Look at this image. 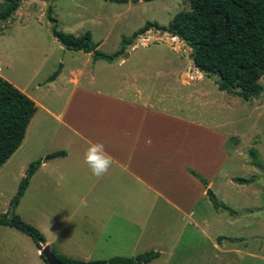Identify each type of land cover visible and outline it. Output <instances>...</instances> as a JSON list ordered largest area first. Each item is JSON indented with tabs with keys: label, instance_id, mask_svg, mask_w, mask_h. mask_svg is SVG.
I'll use <instances>...</instances> for the list:
<instances>
[{
	"label": "crops",
	"instance_id": "1",
	"mask_svg": "<svg viewBox=\"0 0 264 264\" xmlns=\"http://www.w3.org/2000/svg\"><path fill=\"white\" fill-rule=\"evenodd\" d=\"M166 34L169 40L177 38ZM140 35L135 39L144 43ZM77 51L83 55V62L67 68L61 63L51 80L49 74L41 81H35L33 74L23 84L7 80L35 105L19 146L28 135L35 141L39 158L62 152L40 163L24 191L43 176L45 181L39 185L64 190V202L85 203L89 244L118 251L115 256L131 257L154 250L158 255L149 264L161 252L171 256L178 245H183V256L188 257L186 250L196 247L192 244L194 235L217 253L213 257L223 259L238 253L234 238L239 234L235 230L240 225L252 234L251 226L243 221L252 210L248 206L239 210V205L233 204L237 202L218 194L216 185V175L234 166L223 165L232 157L224 146L231 137L187 115L190 93L175 102L167 80L168 72L173 74L174 70L151 73L152 66L143 63H151L148 53L122 51L119 57L106 61ZM188 66L189 70L178 74L182 86L204 77L192 62ZM92 143H103L113 158L102 178L93 176L84 163V153ZM231 178L225 175L220 183L227 190L238 188ZM207 188L222 205L218 209L208 200ZM52 190L40 192L43 195ZM47 243L45 240L43 245ZM126 250L132 253H120ZM239 252L251 254L245 249Z\"/></svg>",
	"mask_w": 264,
	"mask_h": 264
},
{
	"label": "rangeland",
	"instance_id": "2",
	"mask_svg": "<svg viewBox=\"0 0 264 264\" xmlns=\"http://www.w3.org/2000/svg\"><path fill=\"white\" fill-rule=\"evenodd\" d=\"M4 1L0 0V11ZM47 5H50V15L55 19L58 31L75 36L86 33L94 45L99 43L95 49L104 54L117 51L121 47V38L128 39L144 23L154 22L165 26L175 13L189 9L185 0H21L12 16L0 19V76L6 80L23 84L35 74L34 80L41 81L48 74L50 76L59 71L61 63L67 68L83 62L80 51L65 49L54 41L50 33L52 23L46 15ZM139 38L145 42L141 43L138 38L128 39L122 45L123 53L133 50L148 53L151 63H143L144 66H152L151 73L173 69V74L168 72L167 80L172 84L169 94L175 102L189 92L190 112H186L187 115L206 121L210 127H216L223 134H228V138L231 137L229 144L224 146L232 157L227 158L223 165L234 166L228 171L224 168L216 175L218 194L237 202L233 204L239 205V210L246 206L252 210L249 218L243 220L251 226L249 232L252 234H247L240 225L235 230L239 234L234 238L238 253L232 252L220 259L216 252L211 251L209 244L201 242L199 236L194 235L192 244L196 247L186 250V254H190L188 257L183 256L185 246L178 245L171 256L161 252L160 257L149 264H185L187 259V264H264V74L258 80L262 91L249 100L219 91L213 77L204 74L202 80H190L188 86H182L178 74L185 68L190 69L189 47L178 38L169 40L166 33L153 28ZM130 45H133L132 49ZM173 46L175 52H172ZM202 93L207 95L202 96ZM34 142L27 135L26 140L0 165V214L10 216V200L18 182L29 162L39 158L34 150ZM233 143L237 144L235 148L230 145ZM228 174L233 177L232 181L234 178L248 181H234L238 188L227 190L220 183L223 176ZM44 178L41 176L38 182L27 186L13 213L38 229L55 254L83 261L108 259L115 256L114 253L119 254L118 251L104 250L101 245L89 244L86 204L64 202V190H52L48 184L39 185V181H45ZM40 189L41 192H45L44 189L53 192L42 195ZM47 194L49 198L45 197ZM241 249L251 254L239 252ZM120 253L129 255L132 252L126 250ZM214 254L217 258L213 257ZM44 262L27 235L13 227L0 225V264Z\"/></svg>",
	"mask_w": 264,
	"mask_h": 264
},
{
	"label": "trees",
	"instance_id": "3",
	"mask_svg": "<svg viewBox=\"0 0 264 264\" xmlns=\"http://www.w3.org/2000/svg\"><path fill=\"white\" fill-rule=\"evenodd\" d=\"M20 1L5 0L4 7L0 11V19L5 20L12 16ZM185 1L188 2L189 9L175 13L165 26L146 22L128 39L135 38L150 28L168 33L189 47V57L193 67L204 75L213 77L218 90L236 95L242 100L257 96L262 91L258 80L264 74V0ZM50 12V5H47L46 15L52 23L50 33L65 49L89 52L93 59L112 61L123 51L122 45L129 41L121 38V47L113 54L98 52L88 34L75 36L58 31L55 27V19L51 17ZM57 72V70L53 72L48 80L53 79ZM34 111V102L10 82L0 77V165L19 146ZM61 154V151L51 152L29 162L10 200L12 208L10 216L8 217L6 213L0 214V225L13 227L27 235L37 250L45 242L42 234L14 214L13 208L21 197L30 176L40 163ZM199 180L205 184L203 179ZM234 181L245 183L248 180L234 178ZM206 195L214 209L222 206L208 188ZM223 208L226 209L224 206ZM52 253L64 264H146L157 256L155 251L150 250L131 257L113 256L108 259L83 261ZM39 257L42 258L40 255Z\"/></svg>",
	"mask_w": 264,
	"mask_h": 264
},
{
	"label": "clouds",
	"instance_id": "4",
	"mask_svg": "<svg viewBox=\"0 0 264 264\" xmlns=\"http://www.w3.org/2000/svg\"><path fill=\"white\" fill-rule=\"evenodd\" d=\"M84 163L93 176L102 178L112 166L113 158L107 153L103 143H92L84 153Z\"/></svg>",
	"mask_w": 264,
	"mask_h": 264
},
{
	"label": "water",
	"instance_id": "5",
	"mask_svg": "<svg viewBox=\"0 0 264 264\" xmlns=\"http://www.w3.org/2000/svg\"><path fill=\"white\" fill-rule=\"evenodd\" d=\"M39 255L42 256L46 264H64L55 257L49 246L46 244L40 247Z\"/></svg>",
	"mask_w": 264,
	"mask_h": 264
}]
</instances>
